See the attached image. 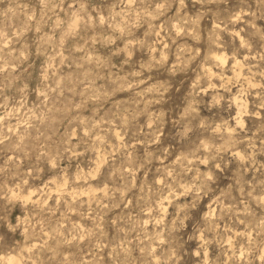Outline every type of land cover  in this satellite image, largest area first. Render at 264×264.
Instances as JSON below:
<instances>
[{
	"label": "clouds",
	"instance_id": "obj_1",
	"mask_svg": "<svg viewBox=\"0 0 264 264\" xmlns=\"http://www.w3.org/2000/svg\"><path fill=\"white\" fill-rule=\"evenodd\" d=\"M0 264H264V0H0Z\"/></svg>",
	"mask_w": 264,
	"mask_h": 264
}]
</instances>
